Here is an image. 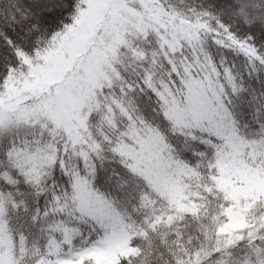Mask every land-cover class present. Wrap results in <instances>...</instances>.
Segmentation results:
<instances>
[{
  "label": "trees",
  "instance_id": "obj_1",
  "mask_svg": "<svg viewBox=\"0 0 264 264\" xmlns=\"http://www.w3.org/2000/svg\"><path fill=\"white\" fill-rule=\"evenodd\" d=\"M143 1L156 10L149 18L153 21L147 22L149 35L137 38L133 49L120 50L119 78L113 80L109 90L140 127L161 136L171 158L195 172L199 178L197 187L203 184L209 191L193 187L197 193L194 208L174 223L157 222L149 203L152 200L162 206L164 201L112 151L113 145L97 138L99 150L82 144L87 167L80 157L70 153L71 140L63 136L59 141L54 135L49 140L55 156L49 174L33 183L15 166L8 141H0V195L17 264H39L50 239L56 237L53 232L58 222L70 234L65 247L73 251L85 250L99 240L102 233L96 224L69 213L75 166L81 175L88 168L93 170L92 186L129 226V244L134 253L116 264H183L208 248L205 246L209 240L210 246L214 244L211 240L220 231L227 206L223 194L211 189L217 141L206 133L190 131V135L175 126L164 112L162 97L154 92L159 83L176 92L188 82L185 67L194 61L198 65L188 70L189 75L204 81L205 70L208 79L219 84L222 105L238 136L246 141H264V0ZM84 3L85 0H0V93L10 78L23 75L48 53L80 16ZM163 25L188 30L197 39L201 52L196 47L191 49L185 40L175 50L169 48L164 36L170 33ZM196 51L199 55L195 57ZM59 91L55 94L58 109L64 118H69L68 103L61 88ZM46 94H53L52 86L41 96ZM56 200L65 214H58L60 208L56 210L53 205ZM251 228L253 232L235 246L211 251L197 264H220L222 260L218 259L224 253L230 254L226 264L256 262L258 258L264 262V223L257 221Z\"/></svg>",
  "mask_w": 264,
  "mask_h": 264
},
{
  "label": "rangeland",
  "instance_id": "obj_2",
  "mask_svg": "<svg viewBox=\"0 0 264 264\" xmlns=\"http://www.w3.org/2000/svg\"><path fill=\"white\" fill-rule=\"evenodd\" d=\"M155 12V7L143 0H85L80 16L57 38L48 53L23 75L10 78L0 93V141H8L15 166L33 183L49 174L55 158L49 140L54 135H58L59 141L63 136L71 140L70 153L80 157L87 167L88 157L82 144L99 150L95 138L107 142L113 145L110 148L123 163L143 177L164 201L159 206L151 200V212H156L157 222L164 220L170 224L194 208L197 193L193 187L206 191L209 188L203 184L197 187L199 178L195 172L171 158L169 146L161 136L152 129L140 127L131 119L122 101L116 100L109 90L113 80L119 78L120 50L133 49L137 38L149 35L147 22L153 21L149 18ZM163 26L170 33L164 36L169 48L175 50L183 40L191 49L198 47L197 39L188 30ZM193 55L196 57L199 52ZM197 65L195 61L191 66L186 65L188 82L176 92L160 83L154 91L162 97L164 112L175 126L190 135L191 132L206 133L217 141L216 170L210 181L211 189L223 194L227 201L225 216L220 231L211 240L214 244L210 246L209 240L205 246L208 248L186 258V264H197L211 251L235 246L253 232L251 227L257 221L264 223V141H246L238 136L222 105L217 91L219 84L215 82L214 87L205 70L202 71L204 81L189 75L188 70ZM51 86L53 94L41 96ZM60 88L70 109L69 118H64L58 109L55 94ZM74 168L69 213L93 222L102 234L85 250L73 251L70 246L65 247L70 234L58 222L53 232L56 237L50 239L39 264H116L120 258L134 253L129 244V226L111 202L92 186L93 170L88 168L81 175ZM57 202L53 204L56 210L60 208ZM58 214H65L63 208ZM12 249L0 195V264H17ZM222 256L218 260L226 264L230 254ZM243 264L264 262L258 258L256 262Z\"/></svg>",
  "mask_w": 264,
  "mask_h": 264
}]
</instances>
